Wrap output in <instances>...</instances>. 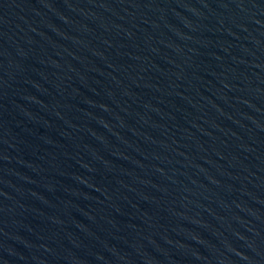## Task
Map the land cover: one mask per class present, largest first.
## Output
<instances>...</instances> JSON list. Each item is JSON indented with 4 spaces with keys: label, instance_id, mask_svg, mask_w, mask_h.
I'll use <instances>...</instances> for the list:
<instances>
[{
    "label": "water",
    "instance_id": "95a60500",
    "mask_svg": "<svg viewBox=\"0 0 264 264\" xmlns=\"http://www.w3.org/2000/svg\"><path fill=\"white\" fill-rule=\"evenodd\" d=\"M0 264H264V0H0Z\"/></svg>",
    "mask_w": 264,
    "mask_h": 264
}]
</instances>
